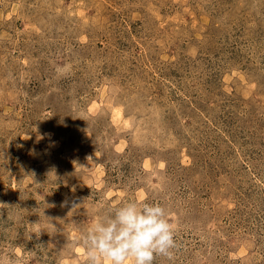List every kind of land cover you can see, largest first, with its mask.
<instances>
[{
	"label": "rangeland",
	"instance_id": "374dc122",
	"mask_svg": "<svg viewBox=\"0 0 264 264\" xmlns=\"http://www.w3.org/2000/svg\"><path fill=\"white\" fill-rule=\"evenodd\" d=\"M127 200L153 264H264V0H0V264H84Z\"/></svg>",
	"mask_w": 264,
	"mask_h": 264
},
{
	"label": "clouds",
	"instance_id": "9594fccd",
	"mask_svg": "<svg viewBox=\"0 0 264 264\" xmlns=\"http://www.w3.org/2000/svg\"><path fill=\"white\" fill-rule=\"evenodd\" d=\"M104 208L73 238L84 248V264H153L156 256L172 258L175 228L164 206L127 200Z\"/></svg>",
	"mask_w": 264,
	"mask_h": 264
}]
</instances>
